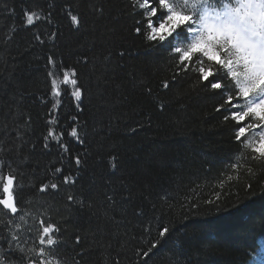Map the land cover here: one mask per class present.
<instances>
[{"label":"trees","instance_id":"16d2710c","mask_svg":"<svg viewBox=\"0 0 264 264\" xmlns=\"http://www.w3.org/2000/svg\"><path fill=\"white\" fill-rule=\"evenodd\" d=\"M93 2L102 6L103 15H93L88 4H82L85 23L75 32L62 19L65 0H0V68L16 64L10 72L12 81L0 90V105L7 113L17 88L25 92L22 111L33 120L25 139L36 145L33 149L28 144L20 154V171L27 175L21 182L25 185L21 207L28 215L17 222L25 230L37 227L39 219L60 227L62 258L53 264H142L137 253L157 240L148 264H248V253L264 248V169L255 168L250 174L246 171L250 164L241 163L239 170L226 167L230 158L241 155L232 123L215 111L217 99L198 83L195 73H181L172 80L178 69L168 52L152 49L135 34L128 0ZM36 4L44 9L52 5L53 25L23 26L24 10L35 9ZM57 26L55 41L46 36L44 45L35 41V34L55 31ZM12 27L19 31L9 40ZM50 54L70 66L82 61V54L89 58L87 65L78 68L88 89L81 116L88 135L84 146L70 145L71 154L82 153L84 163L77 168L64 159L66 174L80 178L74 187L65 185L55 195L37 190L46 170L61 166L55 148H42L50 105L46 107L39 98H51ZM105 57L111 63L98 89L97 75ZM165 81L168 89L163 87ZM61 99L60 111H74L70 93ZM129 128L138 130L130 134ZM117 155L119 170L114 171L110 162ZM178 187L179 202L163 195L165 190L176 193ZM113 192L114 202H108L105 194ZM68 194L86 198L93 208L70 207ZM141 210L146 216L136 215ZM0 219H8L3 210ZM164 226L171 232L160 238ZM145 228H150V234ZM32 243L29 240L25 247Z\"/></svg>","mask_w":264,"mask_h":264},{"label":"snow or ice","instance_id":"6c2138e0","mask_svg":"<svg viewBox=\"0 0 264 264\" xmlns=\"http://www.w3.org/2000/svg\"><path fill=\"white\" fill-rule=\"evenodd\" d=\"M84 3L88 4L93 15H103L102 6L93 0H81V4L65 0L62 19L72 31L79 32L84 27L85 13L80 10ZM127 6L132 9L135 34L143 36L152 49L169 53L178 69L172 80L175 81L181 73H195L198 83L217 99L215 111L221 113L223 121L232 123L237 152L241 155L230 158L226 167L239 170L241 163L250 164L252 167L246 169L250 174L255 168L264 169V0H128ZM35 9L24 10L25 28L36 27L37 22L53 25L52 5L44 9L36 4ZM18 31L16 27L10 28L8 39L14 38ZM58 31L57 26L55 31L35 34L34 39L44 45V37L55 41ZM82 55L83 60L71 66L66 61H58L54 54L47 56L51 98H39V102L46 107L50 105L42 148L47 151L55 148L61 166L46 170L44 181L47 182L40 181L38 184L37 190L41 194L55 195L65 185L74 187L80 178L79 175L66 174L63 161L68 158L77 168L84 163L83 154L73 156L70 147L84 146L88 135L87 126L81 120L88 89L81 81L78 68L81 63L87 65L89 58L87 54ZM124 55L123 51L120 52L121 57ZM110 63V57H105L99 66L98 89L106 80ZM15 70V63L0 68V90H3L6 81H12L10 72ZM93 71H97L96 65H93ZM163 87L168 89L169 82L165 81ZM148 91L150 94L151 89ZM69 93L74 111H60L61 96H69ZM103 94V90L98 92L101 97ZM25 100V92L17 88L7 113L2 111L4 105H0V181H3L0 210L8 217L0 219V264H53L54 260L62 258L64 244L57 239L61 234L60 227L39 219L37 227L25 230L17 222H24L28 215L21 207L25 191L21 182L27 180V175L20 171V154L30 143L33 149L36 147L30 139H25L33 125L31 115L22 111ZM160 106L162 109L166 107L164 104ZM99 127L103 130V120L99 122ZM137 130L129 128L128 131L131 134ZM112 161H115L110 162L112 169L118 171V155L113 156ZM179 192L178 187L176 193L165 190L163 195L179 202ZM115 196V192L105 194L108 202H114ZM219 196L217 193L216 199ZM66 200L70 207L80 211L93 208L86 198L75 194H68ZM164 202L167 203V200ZM136 215L144 217L146 213L141 210ZM145 232L150 234V228H145ZM170 232L171 229L164 226L158 235L164 238ZM29 240L33 241L32 246L25 247ZM159 242L157 240L147 251L137 253L142 264H148L152 250ZM75 243L80 244L79 236ZM248 255V264H264V248H255Z\"/></svg>","mask_w":264,"mask_h":264}]
</instances>
